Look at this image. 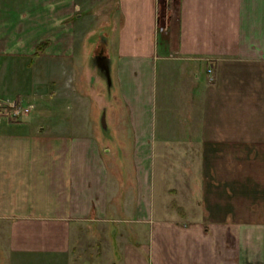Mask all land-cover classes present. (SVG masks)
<instances>
[{
	"label": "crops",
	"instance_id": "crops-1",
	"mask_svg": "<svg viewBox=\"0 0 264 264\" xmlns=\"http://www.w3.org/2000/svg\"><path fill=\"white\" fill-rule=\"evenodd\" d=\"M100 54L104 148L76 86ZM1 101L27 111L0 128V264H264V0H0ZM162 135L217 150V217L153 212Z\"/></svg>",
	"mask_w": 264,
	"mask_h": 264
},
{
	"label": "rangeland",
	"instance_id": "rangeland-1",
	"mask_svg": "<svg viewBox=\"0 0 264 264\" xmlns=\"http://www.w3.org/2000/svg\"><path fill=\"white\" fill-rule=\"evenodd\" d=\"M104 4V3H103ZM94 62V60H93ZM91 61V63H93ZM90 74H93L91 77ZM103 73L97 71L92 73H82L80 82L77 80V87L81 91L84 98L81 105L83 116L87 115V119L79 120L86 128L91 127L94 119L96 123V134L99 135L100 140L105 147V137L101 136L105 133L102 127V117H104L103 105H101L100 96L106 101L112 98V92L109 89L108 83L103 80ZM89 76L92 78L93 87L95 89L94 97H97L96 103L92 101L90 91L93 90L89 84ZM101 76V77H100ZM81 80V79H80ZM40 92V91H39ZM111 92V93H110ZM22 98V97H20ZM11 99H16L13 95ZM25 104V103H24ZM22 104L23 106H25ZM12 105V104H11ZM16 106L18 114H14L13 108L4 105L0 102V128L5 123L16 124L24 123L26 120L23 112V106ZM109 110L106 112L105 120L110 127L111 121L109 117ZM31 115L33 113H30ZM94 117V118H93ZM92 118V119H91ZM31 127L35 130L39 127H46L47 130H55L58 120H45L41 117L38 119H29ZM62 122V121H60ZM68 122H72L68 120ZM77 122V121H76ZM90 123V124H89ZM82 131V129H81ZM115 135H118L116 130H112ZM117 137V136H116ZM115 137V138H116ZM121 138V137H120ZM159 150L152 153V160H154V167L152 169V178L150 179L152 185V208L157 217L162 220H172L179 223H190L201 220H212L213 215L217 213V176H218V153L217 150H210L203 152L197 150V141L193 145L191 143L186 149L185 138L180 136L162 135L158 137ZM111 142V141H110ZM107 140V145L111 144ZM166 148L163 150V146ZM162 148V149H161ZM196 148V149H195ZM133 156V154H132ZM118 159V158H117ZM207 181L206 189L208 192L203 193V179ZM214 181V182H209ZM208 210L211 212H208Z\"/></svg>",
	"mask_w": 264,
	"mask_h": 264
},
{
	"label": "water",
	"instance_id": "water-1",
	"mask_svg": "<svg viewBox=\"0 0 264 264\" xmlns=\"http://www.w3.org/2000/svg\"><path fill=\"white\" fill-rule=\"evenodd\" d=\"M94 61L95 63H97V66L103 71V76L105 78V81L108 84H110V75H109V69H108L106 58L100 54L94 59ZM101 124H102V127L105 128V118L104 117H102Z\"/></svg>",
	"mask_w": 264,
	"mask_h": 264
},
{
	"label": "built area",
	"instance_id": "built-area-1",
	"mask_svg": "<svg viewBox=\"0 0 264 264\" xmlns=\"http://www.w3.org/2000/svg\"><path fill=\"white\" fill-rule=\"evenodd\" d=\"M209 71H211V70H209ZM10 107L14 109V111H13L14 114H18V110L19 109L16 108V104L15 103H13L12 105H10ZM25 111H27V109H25Z\"/></svg>",
	"mask_w": 264,
	"mask_h": 264
}]
</instances>
